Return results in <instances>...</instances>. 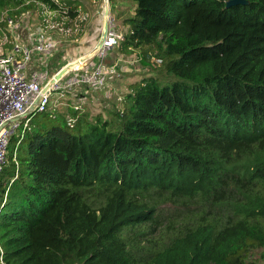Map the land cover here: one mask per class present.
<instances>
[{
	"label": "trees",
	"instance_id": "obj_1",
	"mask_svg": "<svg viewBox=\"0 0 264 264\" xmlns=\"http://www.w3.org/2000/svg\"><path fill=\"white\" fill-rule=\"evenodd\" d=\"M133 1L118 49L178 79L133 84L111 120L69 124L50 101L20 126L0 264H264V0ZM63 2L74 19V0H0V15ZM178 201L185 224L152 239Z\"/></svg>",
	"mask_w": 264,
	"mask_h": 264
},
{
	"label": "rangeland",
	"instance_id": "obj_2",
	"mask_svg": "<svg viewBox=\"0 0 264 264\" xmlns=\"http://www.w3.org/2000/svg\"><path fill=\"white\" fill-rule=\"evenodd\" d=\"M74 1H76L78 9V15L74 19H70L65 14L69 5L64 4V2L60 4L59 8L61 11H50L46 7H31L30 9L21 11L14 19L18 21L20 30L29 29L30 31L34 30V32L39 31L54 39L55 48L52 52L53 57L56 51H59V53L63 54L65 60L75 58L72 61L74 62L85 54L89 53V56L92 51L91 49L97 44L103 28L104 7L106 4L109 9L108 20L114 25L117 31L124 34L127 30L124 19L133 13L135 7V1L133 0ZM58 12L59 14H57ZM120 44L121 42H119L117 47L113 48L112 53H115V58L111 63L107 64H116L117 75L111 77L108 81L109 83L104 88L86 91L84 93V96L86 94L88 95L86 98H82L83 96L77 93V87L65 92L53 91L50 94L51 102H49L56 109V112L63 113L65 108H73L74 105H79V110L76 114L72 115L71 113H67L66 115H70L74 119L77 116H85L89 121H93L97 117L111 120L114 118L113 112L123 109L125 96L131 91L133 84L152 74L160 76L161 80L164 81L162 83H165L169 79V81L178 79V77L173 75L166 76L165 73L160 74L157 69L153 70L151 67H143L139 64L138 52L134 51L130 55H125V53L118 49ZM159 62V60L153 59V64L159 65ZM52 65L54 66V62ZM110 86L113 89L105 91L106 87L108 89ZM51 106L50 108H52ZM179 202L173 205H163L164 209L162 208V211L166 217L163 218L161 227H157L153 231L152 239L156 241L163 237L165 239L166 233L173 231V229L181 228L185 224L184 218L187 216V212L192 209V206L188 204V209H186V206L180 205ZM169 224L173 226L171 229L166 228ZM142 242L144 245L149 244L146 240H142ZM258 256L259 254L257 252L253 254V258L255 259Z\"/></svg>",
	"mask_w": 264,
	"mask_h": 264
},
{
	"label": "built area",
	"instance_id": "obj_3",
	"mask_svg": "<svg viewBox=\"0 0 264 264\" xmlns=\"http://www.w3.org/2000/svg\"><path fill=\"white\" fill-rule=\"evenodd\" d=\"M2 22H5V27L0 25V173L8 162L11 136L17 133L21 125L23 132L32 114L45 110L53 91L72 90L81 85L92 90L104 88L111 77L117 75L116 64L106 65L103 58L124 37L108 20L106 35L100 46L93 48L89 58L71 66L61 79L48 87L51 77L46 69L34 70L29 76L25 69L32 62L34 53L45 58L52 55L54 39L37 31L35 35H31L33 39L24 44L19 39L18 21L3 13L0 17V23ZM73 110L78 111L79 105H74ZM66 118L69 124L74 121L70 115ZM12 160L17 165L15 151Z\"/></svg>",
	"mask_w": 264,
	"mask_h": 264
},
{
	"label": "crops",
	"instance_id": "obj_4",
	"mask_svg": "<svg viewBox=\"0 0 264 264\" xmlns=\"http://www.w3.org/2000/svg\"><path fill=\"white\" fill-rule=\"evenodd\" d=\"M95 17V16H94ZM37 33V31L36 32H34V30L33 31H30L29 29H26V30H20L19 29V31H18V35H19V39L24 43V44H28L29 43V41H31L32 39H33V37L31 36V35H35ZM59 40V39H58ZM8 47H10V46H8ZM57 50V49H56ZM92 50V49H91ZM91 50H89V51H91ZM113 52V49H112V51H110L108 54H107V58L105 57V58H103V62L107 65V64H109V63H111L112 62V60L115 58L114 57V54L115 53H112ZM86 53H88V51H86ZM79 55V54H78ZM113 57V58H112ZM45 57H42L40 54H38V53H34L33 54V56H32V62L30 63V65H28L27 66V68L25 69V73H26V75L27 76H29L30 75V73L32 72V71H34V70H44V69H46L47 71H48V76L50 77V73H51V70L53 71V69H54V72H55V69H56V66L57 65H59V64H63V63H65L66 61H68V62H70V61H73L74 60V58H71V59H67V60H65L64 59V56H63V54L62 53H59V51H56V53L54 54V57H53V55H51L50 57H47V58H45ZM54 62V66L52 65V63ZM67 62V63H68ZM79 62V61H78ZM77 62V63H78ZM72 65H74V64H76V62H72L71 63ZM58 71V70H57ZM56 71V72H57ZM55 72V73H56ZM52 77V76H51ZM109 83V82H108ZM86 87L85 86H83V85H81V86H77V93H79L81 96H83L82 98H86V97H88V95L86 94L85 96H84V93L86 92V91H88L87 89H85ZM111 89H113L112 88V86H110V87H108V89H107V87H106V90L105 91H107V90H111ZM91 90V89H90ZM65 91H68V90H64L63 92H65ZM58 93V92H57ZM90 94V93H89ZM82 98H80V99H82Z\"/></svg>",
	"mask_w": 264,
	"mask_h": 264
},
{
	"label": "water",
	"instance_id": "obj_5",
	"mask_svg": "<svg viewBox=\"0 0 264 264\" xmlns=\"http://www.w3.org/2000/svg\"><path fill=\"white\" fill-rule=\"evenodd\" d=\"M246 3H247L246 0H228L226 2V6L229 7V6H232V5H235V4H246ZM108 17H109V9H108V6L106 4L105 7H104L103 28H102L99 40H98L97 44L93 48H96V47L100 46L102 38L106 35V31H107V28H108ZM87 55L88 54H85L84 56H81L80 59H84V58L87 59L89 57V56L87 57ZM71 62L72 61L66 63L64 66L59 68L56 73H54L52 75V77L49 80L48 87H50L55 81H58L59 79H61V77L71 68V64H70Z\"/></svg>",
	"mask_w": 264,
	"mask_h": 264
},
{
	"label": "bare ground",
	"instance_id": "obj_6",
	"mask_svg": "<svg viewBox=\"0 0 264 264\" xmlns=\"http://www.w3.org/2000/svg\"><path fill=\"white\" fill-rule=\"evenodd\" d=\"M91 55V54H90ZM89 55V56H90ZM87 57H88V55H87ZM85 59V58H84ZM84 59H79V60H77V61H74V62H76V64H74V65H78V64H80V63H82L83 62V60ZM79 61V62H78ZM78 62V63H77ZM71 64V63H70ZM71 66H73L72 64H71Z\"/></svg>",
	"mask_w": 264,
	"mask_h": 264
}]
</instances>
